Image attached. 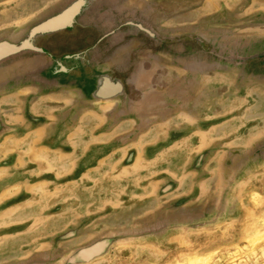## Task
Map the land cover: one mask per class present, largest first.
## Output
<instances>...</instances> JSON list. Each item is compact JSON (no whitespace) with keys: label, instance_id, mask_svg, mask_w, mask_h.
<instances>
[{"label":"rangeland","instance_id":"374dc122","mask_svg":"<svg viewBox=\"0 0 264 264\" xmlns=\"http://www.w3.org/2000/svg\"><path fill=\"white\" fill-rule=\"evenodd\" d=\"M59 1L0 0V33ZM152 1L172 13L161 18L172 29L218 25L264 36V0ZM4 86L0 264H62L107 233L164 224L77 264H264V151L247 158L264 135L260 97L229 101L214 82L206 114L173 110L148 124L140 111L111 120L109 105L69 112L66 93L30 81ZM199 221L207 223L191 226Z\"/></svg>","mask_w":264,"mask_h":264},{"label":"flooded vegetation","instance_id":"af4514ba","mask_svg":"<svg viewBox=\"0 0 264 264\" xmlns=\"http://www.w3.org/2000/svg\"><path fill=\"white\" fill-rule=\"evenodd\" d=\"M155 3L99 1L88 9L85 18L83 13L81 17L72 16L63 22L62 28L41 36L37 46L53 58L80 52L86 65L71 74L79 76L81 84L88 79L82 75L84 68L89 79H97L98 83V78L91 76V68L95 71L96 67H105L109 79L120 85L122 96L110 94L114 100L88 107L109 105L111 120L139 111L145 112L148 124L157 115L166 117L182 109L206 114V108L212 110L208 104L218 89L214 82L221 86L227 100L237 95L234 99L245 101L251 97L258 102V96L260 103L264 102V36L240 35L218 25L172 29L161 24V18L172 13L155 7ZM139 23L141 27H136ZM150 70L152 75L148 76ZM156 90L160 91L155 95ZM51 91L66 93L73 99L65 90ZM141 102L142 107L138 108ZM73 103L74 100L71 106ZM173 110L177 112L172 113ZM129 128L133 130L132 126ZM262 151L264 135L252 145L253 155L247 158H256Z\"/></svg>","mask_w":264,"mask_h":264},{"label":"water","instance_id":"95a60500","mask_svg":"<svg viewBox=\"0 0 264 264\" xmlns=\"http://www.w3.org/2000/svg\"><path fill=\"white\" fill-rule=\"evenodd\" d=\"M74 0H60L58 3L53 5L51 8L47 9L40 15L33 17L29 19L28 21L21 23L20 25L5 30L0 33V43L10 44L13 48L17 47V37L22 36L23 34H29L31 33L29 30H33L43 22L47 21L48 18L54 17L56 15L61 14L65 8H67V5L71 3ZM62 28V27H61ZM65 28V27H64ZM59 29V28H58ZM55 30V29H53ZM53 30H47V31H40L37 33V43L40 40L41 36H44L48 33H50ZM57 30V29H56ZM29 32V33H27ZM34 51V52H33ZM34 53V54H33ZM82 54L80 52L75 53L73 55H66L64 58H53L51 55L46 54V52L39 46H36L32 49L26 48L21 49L20 52H17V50H14L13 52H9L5 56L0 58V69L1 70H7V74H5L2 78H0V88L5 87V83L9 80H13L15 82H27L30 81L36 86H39L41 89H49V90H65L70 95L73 96L74 103L70 108L69 112H73L75 110H78L83 107H88L90 105H94V103H103L114 100L115 97L110 95H99L96 92H98V89L96 88V80L89 79V74L86 72L85 68L83 69L82 75L84 77H88L86 79L84 84H81L80 77L79 76H73L71 74L72 71H75L74 69H70V72L68 74L69 77L74 79L76 82H78V86L72 85V82L65 80L62 81V79L58 78L60 74H57V72H53L52 78L47 79L48 77L44 75L45 72L48 73V69L51 68V66H58L63 64V62L73 59V58H81ZM28 58H31L29 61ZM17 67H19V72L17 71ZM8 68H10V72L8 71ZM99 68V67H98ZM96 67V69L98 70ZM92 69V75H94L95 78H98L97 71ZM109 71V69H108ZM18 72V73H17ZM50 72V71H49ZM81 87H88L90 92H88V96H84V91ZM124 96H126L125 93H123ZM207 223L206 221H199L197 223L191 224L193 227H199L202 225H205ZM165 230V224L162 225V227H156L154 229H145L143 231H138V233H133L131 231H122V232H110L107 233V235H102L101 237H98L96 240H93L88 244L86 248H82L78 251H72L68 256L65 257V259L62 261V264H77L81 262H87L91 259L100 256L101 254L105 253V249L108 245H111L112 243H115L117 241L129 239L130 237H146L157 234L158 232ZM90 244H94L95 253L93 256H90ZM35 259L37 257H33L30 260H27L21 264H34L38 263L35 262Z\"/></svg>","mask_w":264,"mask_h":264},{"label":"bare ground","instance_id":"6f19581e","mask_svg":"<svg viewBox=\"0 0 264 264\" xmlns=\"http://www.w3.org/2000/svg\"><path fill=\"white\" fill-rule=\"evenodd\" d=\"M99 1H103V0H74L72 1L71 3L67 5V8H65V10L61 14L48 18L47 21L43 22L42 24H40L33 30H29L31 33L27 32L29 34H25V35L23 34L22 36H18L17 37V47L13 48L10 44L0 43V58L5 56L9 52H13L14 50H17V52H20L21 49H26V48L32 49L36 47L37 41H38L36 35L38 32L40 31L44 32L47 30H53V29H58V28L60 29L61 27L64 26L63 22H66V19L70 15L71 17L74 16L73 18H75V17H81V14L83 13V17L85 18V15L88 9L91 8L93 5L97 4ZM69 19H72V18H69ZM141 25L142 23H139L136 27H141ZM148 28H149V31L152 32V28L150 26ZM84 59L85 58L81 56V58L77 57V58L69 59L63 62V64L58 65V66L53 65L51 66V68L48 69V73L45 72L44 75L48 77L47 79L52 78L51 73L54 70V72H57V74H60V76H58L59 79L61 78L62 81H64V79L68 80L72 82V85L78 86V82H76L74 79L69 77L68 74L70 72V69L76 70V69H81L85 67L86 64H85ZM2 71L4 70L0 69V75ZM96 71L98 75V81H97L98 83L96 84H98V86H96L95 89L101 90V92L95 91V93L99 95L101 94L110 95L111 94L113 96L121 97L122 90L120 88V85L116 81H111L109 79L110 76L106 68L100 66L98 70L96 69ZM81 88L83 89L85 93L84 96L87 97L89 95L88 92H90L89 88L88 87H81Z\"/></svg>","mask_w":264,"mask_h":264}]
</instances>
